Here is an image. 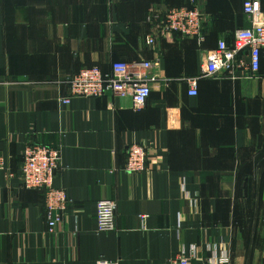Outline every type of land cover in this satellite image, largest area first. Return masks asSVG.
Here are the masks:
<instances>
[{
	"label": "crops",
	"instance_id": "obj_1",
	"mask_svg": "<svg viewBox=\"0 0 264 264\" xmlns=\"http://www.w3.org/2000/svg\"><path fill=\"white\" fill-rule=\"evenodd\" d=\"M186 1L0 0V264H166L190 244L202 259L221 244L230 264H264V57L253 77L240 68L237 79L202 78L190 95L205 52L249 22L243 0H197L200 48L162 30ZM156 57L140 113L111 93L62 100L84 67ZM30 142L62 150L54 186L70 205L55 233L46 192L19 178ZM134 143L149 147L139 173L125 169ZM100 200L117 203L114 231L97 230Z\"/></svg>",
	"mask_w": 264,
	"mask_h": 264
},
{
	"label": "built area",
	"instance_id": "obj_2",
	"mask_svg": "<svg viewBox=\"0 0 264 264\" xmlns=\"http://www.w3.org/2000/svg\"><path fill=\"white\" fill-rule=\"evenodd\" d=\"M243 13L249 26L235 31L232 44L220 39L215 48L205 52L200 63V75L187 79L189 94H198V81L202 78L227 77L237 79V70L249 69L250 78L260 69L264 57V11L260 0H243ZM159 14L151 16L160 18ZM162 30L179 33L186 38L205 40L206 17L197 0L189 4L172 7L163 15ZM147 43L155 44V37L148 36ZM249 56L246 62L244 54ZM249 64V65H247ZM161 65V58L143 59L131 62H115L110 73H104L97 66L84 67L79 73L68 78L69 92L62 100L69 104L77 97L99 98L107 93L120 98H130L134 111L140 113L146 107L151 94L152 83L156 80L154 70ZM60 146H48L30 142L24 149L20 166L21 184L26 189L46 192V221L48 232L55 233L68 213L70 198L67 192L54 186L57 171L61 167ZM149 147L134 143L128 147V161L125 166L130 173H139L147 168ZM0 170H7L4 157L0 156ZM13 176V175H11ZM116 208L114 200H100L96 207L97 230L110 232L116 229ZM210 255L202 259L200 249L195 244L183 246L166 264H230V254L221 244L209 248ZM202 261V262H201ZM99 264H108L101 261Z\"/></svg>",
	"mask_w": 264,
	"mask_h": 264
},
{
	"label": "trees",
	"instance_id": "obj_3",
	"mask_svg": "<svg viewBox=\"0 0 264 264\" xmlns=\"http://www.w3.org/2000/svg\"><path fill=\"white\" fill-rule=\"evenodd\" d=\"M186 4H189V0H187L185 3H183V4H180V5H178V6H175V7H180V6H184V5H186ZM244 16H245V14H244ZM245 18H246V16H245ZM204 33H205V40L203 41V42H199V40L197 39V38H193V39H195L196 41H197V43L199 44V47L200 48H202V46L204 45V43H205V41H206V38H207V27H206V24H205V29H204ZM178 35H180V36H182L181 34H179V33H177ZM183 37V36H182ZM228 42V41H227ZM232 43H233V41H232ZM232 43H230V42H228V44H232ZM91 66H94V65H91ZM91 66H87V67H91ZM97 66H99V65H97ZM100 67V66H99ZM101 68V67H100ZM112 69V68H111ZM103 71V70H102ZM105 74L106 73H110L111 72V70L109 71V72H105V71H103ZM148 103V102H147Z\"/></svg>",
	"mask_w": 264,
	"mask_h": 264
}]
</instances>
